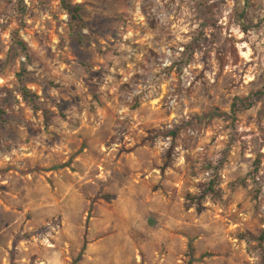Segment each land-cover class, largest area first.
Here are the masks:
<instances>
[{"label":"rangeland","instance_id":"1","mask_svg":"<svg viewBox=\"0 0 264 264\" xmlns=\"http://www.w3.org/2000/svg\"><path fill=\"white\" fill-rule=\"evenodd\" d=\"M66 2L0 0V264H264V0Z\"/></svg>","mask_w":264,"mask_h":264},{"label":"built area","instance_id":"2","mask_svg":"<svg viewBox=\"0 0 264 264\" xmlns=\"http://www.w3.org/2000/svg\"><path fill=\"white\" fill-rule=\"evenodd\" d=\"M170 19L172 22H174L171 24L172 25L171 28L175 29L178 35L184 36L189 33L190 31L189 23L186 22L183 18H176L175 20H173V16L171 15ZM219 25L221 26V31H222L223 36H227L228 38H235V39L238 38V40L243 36V33L239 26L229 25V13L224 14L223 18L219 22ZM236 45L239 47L238 44ZM240 47L244 48V45L241 44ZM170 48L168 47L165 51L166 53L165 59H160L159 61L162 70L171 68L175 62L171 58L172 50ZM183 52H184L183 46L177 47L176 53L178 55H180ZM178 81L184 89H188L192 86L194 77H193V73L191 71L190 66L183 67L181 74L179 75Z\"/></svg>","mask_w":264,"mask_h":264},{"label":"trees","instance_id":"3","mask_svg":"<svg viewBox=\"0 0 264 264\" xmlns=\"http://www.w3.org/2000/svg\"><path fill=\"white\" fill-rule=\"evenodd\" d=\"M61 3H62V6H63L64 10L68 14L70 20L72 22L76 23V25L80 27V23L82 22V19H81V16H80V7L77 6V5L72 6V5L68 4L66 2V0H61ZM185 59H187V58H182L180 60V64L183 65V66L188 64L187 60H185ZM221 166L222 165L219 163L216 166H210L209 167V169H212V172H213L212 174L215 177H217L219 175V171L221 170ZM217 187H218V185L215 184L214 181H211L210 183H208L205 186L203 194H205L207 196H211V197H218L220 193H219V190H218ZM263 240H264V233L258 240V242H259L258 243V249H260V252L263 255V260H264V243H263Z\"/></svg>","mask_w":264,"mask_h":264},{"label":"crops","instance_id":"4","mask_svg":"<svg viewBox=\"0 0 264 264\" xmlns=\"http://www.w3.org/2000/svg\"><path fill=\"white\" fill-rule=\"evenodd\" d=\"M94 228L95 227H92V228H90L89 229V234L91 233V232H93V230H94ZM103 243V245L105 246L106 245V241L104 242V241H102ZM94 245V246H93ZM96 247H95V243H90L89 245H88V247H87V255L89 256L91 253H96L97 255H104L105 253H103V252H100L99 251V248H97V249H95ZM105 249L104 250H106L105 252H108L107 251V247L105 246L104 247ZM48 250V251H47ZM46 252L48 253V255L50 254L49 252H50V249H46ZM109 253V252H108ZM49 259H46V260H44V261H40V263H42V264H56L55 262H56V260L55 259H53V258H51V257H48ZM100 258L98 257L97 258V260H95L94 259V262H100ZM97 264V263H96Z\"/></svg>","mask_w":264,"mask_h":264}]
</instances>
